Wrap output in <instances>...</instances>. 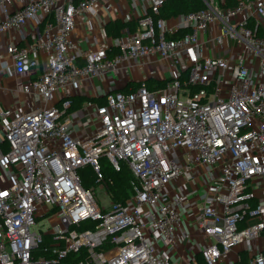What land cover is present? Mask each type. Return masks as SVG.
I'll list each match as a JSON object with an SVG mask.
<instances>
[{"label": "built area", "instance_id": "obj_1", "mask_svg": "<svg viewBox=\"0 0 264 264\" xmlns=\"http://www.w3.org/2000/svg\"><path fill=\"white\" fill-rule=\"evenodd\" d=\"M144 1L134 31L75 53V17L98 0H0V33L18 32L6 52L29 75L28 108L0 104V264H264V0H203L176 38L154 19L164 0ZM209 42L219 55L203 54ZM148 56L170 61L168 76L147 77L164 85L140 79L71 109L76 77ZM102 157L137 181L108 208L95 198L108 196ZM195 165L193 190L165 191ZM87 166L95 189L81 183Z\"/></svg>", "mask_w": 264, "mask_h": 264}, {"label": "crops", "instance_id": "obj_2", "mask_svg": "<svg viewBox=\"0 0 264 264\" xmlns=\"http://www.w3.org/2000/svg\"><path fill=\"white\" fill-rule=\"evenodd\" d=\"M145 11L146 2L144 0H98L94 7V13L79 12L75 17V25L71 34V39L75 44V53L84 50L99 51L108 42L118 40L115 36L107 34L106 25L116 19L123 22L126 19L135 20ZM165 26L171 32L187 29L183 25L182 15L165 19ZM124 29H122V32ZM17 39L18 32L15 29L0 33V65L7 61V67L2 68L0 72V104L2 107L13 106L14 110L23 111L28 108L29 100L22 90V83L29 79V75L15 73L13 63L6 52L7 46L16 42ZM204 39L205 35L201 34L200 40L204 41ZM211 45L209 42L204 46L203 54L206 56L219 55V51ZM171 70L169 60L148 56L138 61L124 62L119 70L109 69L106 72H98L90 76L76 77L67 86V91L75 96L85 98L83 104L78 107L79 110L87 108L92 111L93 104L102 101L108 90L114 91L124 87L127 80L139 81L147 77L159 79L168 76ZM88 102H91V104L88 105ZM81 133H85V128H79V134ZM2 134L0 127V142ZM181 165L183 166L182 163ZM196 166H192L191 174H180L178 179L166 186L165 191L176 194L193 190L196 181H200L198 176L193 174L196 173ZM167 193H165L164 201L169 200ZM198 259L200 264H203L200 256H198Z\"/></svg>", "mask_w": 264, "mask_h": 264}, {"label": "trees", "instance_id": "obj_3", "mask_svg": "<svg viewBox=\"0 0 264 264\" xmlns=\"http://www.w3.org/2000/svg\"><path fill=\"white\" fill-rule=\"evenodd\" d=\"M215 2L220 6H233L237 3V0H215ZM204 6L205 4L203 0H164L161 7L159 8V12L154 14V19L162 18L165 20L172 16L184 15L189 12L202 9L204 8ZM123 28H126L129 31H134L137 28L136 20L123 22L119 19H116L106 25V32L109 35L117 37L122 34ZM186 32H188V29L178 30L173 33H167L166 37L176 38L182 36ZM117 51L118 48H111L107 51L106 56L111 57ZM138 84L139 83L137 81L128 82L123 87V90L129 91L131 89H135ZM145 84L149 88H155L164 85V82L154 80L152 78H147ZM69 99L71 100V109H78V107H80L85 100V98L82 96H72L69 97ZM1 145L3 148H5L3 144ZM103 159L106 158L102 157L100 159L101 166ZM102 172L107 182L109 198L112 201H124L131 194L133 187L137 182L136 179L132 176L126 164L124 162H120L118 170H116L114 167L109 168L108 166H106V164H104L102 166ZM79 174L82 185L85 187H89L90 183L92 182V178L94 179V173L92 169L89 166L83 167L79 170ZM91 223L95 222L93 221ZM87 225L90 224L84 223V225L80 226V229L86 228ZM73 257H75V255L71 254L68 259L73 260ZM79 258L81 257H77V259Z\"/></svg>", "mask_w": 264, "mask_h": 264}, {"label": "rangeland", "instance_id": "obj_4", "mask_svg": "<svg viewBox=\"0 0 264 264\" xmlns=\"http://www.w3.org/2000/svg\"><path fill=\"white\" fill-rule=\"evenodd\" d=\"M104 164H106V166H108L109 168L112 167L111 164L108 162L107 159H103V160H102V166H103ZM102 166H101V167H102ZM6 178H7V176H6ZM91 181H92V182L90 183L89 187H92L93 189H95V188H96V184L94 183V179L92 178ZM95 198H96V202H97V204H98L100 207H106V208H108V207H109V205H108L109 202L112 201V200L109 198V196H107V195L104 194L103 189H99V188H96V189H95ZM42 224H43V228L46 226V223L43 221V222H41V223L38 225V227H39V226L42 227Z\"/></svg>", "mask_w": 264, "mask_h": 264}, {"label": "water", "instance_id": "obj_5", "mask_svg": "<svg viewBox=\"0 0 264 264\" xmlns=\"http://www.w3.org/2000/svg\"><path fill=\"white\" fill-rule=\"evenodd\" d=\"M128 82H133V80L126 81V82H125V85H126ZM125 85H124V86H125Z\"/></svg>", "mask_w": 264, "mask_h": 264}]
</instances>
